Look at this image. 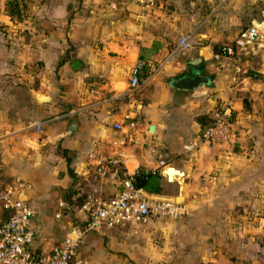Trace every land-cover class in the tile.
I'll use <instances>...</instances> for the list:
<instances>
[{
  "label": "crops",
  "instance_id": "0c3cea01",
  "mask_svg": "<svg viewBox=\"0 0 264 264\" xmlns=\"http://www.w3.org/2000/svg\"><path fill=\"white\" fill-rule=\"evenodd\" d=\"M8 1L0 0V186L23 184L34 253L51 251L84 223L67 197L122 188L121 172L96 167L123 150L125 171L162 173L159 192L145 189L150 197L182 200L187 213L92 228L80 244L86 253L79 247L91 264H264V235H256L264 230V0H157L153 8L26 0L21 18ZM208 20L218 42L252 23L262 34L233 57L196 40L215 30H196ZM181 35L189 48L179 46ZM194 69L209 83L171 85ZM135 70L141 82L131 90ZM227 99L230 140L184 151ZM127 117L142 122L131 137L113 126ZM161 158L167 164L159 168Z\"/></svg>",
  "mask_w": 264,
  "mask_h": 264
},
{
  "label": "built area",
  "instance_id": "2783aa9c",
  "mask_svg": "<svg viewBox=\"0 0 264 264\" xmlns=\"http://www.w3.org/2000/svg\"><path fill=\"white\" fill-rule=\"evenodd\" d=\"M133 1H138L147 8L157 5V0H106V3L111 8H118ZM261 34L258 25L252 23L241 29L233 42L222 46L219 52L237 57L243 49L251 47ZM179 46L190 47L188 36H180ZM236 71H239V68H236ZM236 77L235 75L232 77V83L236 82ZM140 82L135 70L130 76L129 88L136 89ZM233 118L234 108L231 101L223 100L213 118L199 133L184 143V151L194 152L203 145L214 146L230 140L233 133ZM34 124L38 127L40 123L35 121ZM113 126L122 130L123 136L131 137L136 129L142 126V122L138 118L127 117L124 122H116ZM122 155L123 150H120L106 156L99 160L96 167L98 173L105 170L121 172L122 188L109 197L87 195L79 206L86 215L84 223L73 226L57 246L40 255L35 254L31 248L35 236L31 222L33 209L28 200L21 195L23 184L0 186V264H91L87 257L79 253V247L85 234L92 228L142 223L151 217H176L187 213L186 205L178 200L150 197L142 186L135 183L143 170L138 167L132 172L125 171ZM166 164L167 161L161 158L157 166L161 168Z\"/></svg>",
  "mask_w": 264,
  "mask_h": 264
},
{
  "label": "trees",
  "instance_id": "16d2710c",
  "mask_svg": "<svg viewBox=\"0 0 264 264\" xmlns=\"http://www.w3.org/2000/svg\"><path fill=\"white\" fill-rule=\"evenodd\" d=\"M9 12L12 16L16 18H21L25 15L26 9V0H9L8 1ZM141 170H145V168H141ZM136 179L135 183L137 185L142 186L144 189L148 191H157L161 190L160 177L162 175L157 169H146V171Z\"/></svg>",
  "mask_w": 264,
  "mask_h": 264
},
{
  "label": "rangeland",
  "instance_id": "374dc122",
  "mask_svg": "<svg viewBox=\"0 0 264 264\" xmlns=\"http://www.w3.org/2000/svg\"><path fill=\"white\" fill-rule=\"evenodd\" d=\"M208 10V9H207ZM206 10V11H207ZM198 23H196L197 25ZM215 26V22H213L212 20H208L207 22H201V24L197 27H196V30H199L201 29V31H203V29H210V28H214L215 30L212 31V33L210 34L209 37H205V38H202V39H198L196 38V40H206V41H209L211 42L212 45H215V48L218 49V47H222L224 45H228V44H231L233 42L232 39H224L220 42H218V27H214ZM245 28V27H244ZM209 31V30H208ZM196 37H197V34H196ZM219 43V44H218ZM68 201V203L75 209L77 207H79L81 205V202L83 201V199L81 197L77 198V199H72V198H68L66 199ZM180 202H182V200H179ZM72 210L75 212V210ZM184 215V214H182ZM180 216V215H179ZM177 217V216H176ZM89 233V232H88ZM258 234V238L262 239V236L264 235V230H259L258 233H256V235ZM259 239V241H257V244L255 246V251L257 253H261L263 252V247H262V241ZM80 251H82L83 253H86L84 250H83V244L81 245L80 247ZM217 253H218V248H217ZM218 264V261L216 262Z\"/></svg>",
  "mask_w": 264,
  "mask_h": 264
},
{
  "label": "water",
  "instance_id": "95a60500",
  "mask_svg": "<svg viewBox=\"0 0 264 264\" xmlns=\"http://www.w3.org/2000/svg\"><path fill=\"white\" fill-rule=\"evenodd\" d=\"M77 62L78 61H75L74 64H76ZM192 63H196V61H192ZM170 83L175 87L192 89L201 83L208 84L209 77L201 70L194 69L191 73H186L181 76L174 77ZM68 127L70 130H73L76 127V124L69 123ZM150 127L152 128V125Z\"/></svg>",
  "mask_w": 264,
  "mask_h": 264
}]
</instances>
